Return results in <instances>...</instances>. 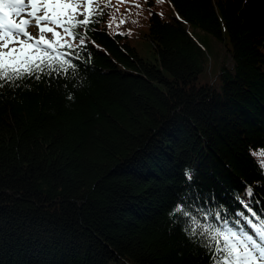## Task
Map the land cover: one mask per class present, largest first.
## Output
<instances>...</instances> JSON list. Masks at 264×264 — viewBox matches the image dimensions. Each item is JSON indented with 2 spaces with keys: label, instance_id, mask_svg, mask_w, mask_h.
I'll return each mask as SVG.
<instances>
[{
  "label": "trees",
  "instance_id": "trees-1",
  "mask_svg": "<svg viewBox=\"0 0 264 264\" xmlns=\"http://www.w3.org/2000/svg\"><path fill=\"white\" fill-rule=\"evenodd\" d=\"M167 3L131 32L83 4L75 71L0 87V264H213L177 205L264 219V0Z\"/></svg>",
  "mask_w": 264,
  "mask_h": 264
},
{
  "label": "snow or ice",
  "instance_id": "snow-or-ice-1",
  "mask_svg": "<svg viewBox=\"0 0 264 264\" xmlns=\"http://www.w3.org/2000/svg\"><path fill=\"white\" fill-rule=\"evenodd\" d=\"M85 3L91 6L94 0H0V87L26 78L39 80L44 74L67 75L75 71L77 66L73 59L82 58L77 48H82L85 43L79 29L86 28L94 20V9L89 8L87 15L85 11H77V6ZM25 16L31 19L21 18ZM80 16L84 19L80 20ZM13 17L21 19L17 22ZM33 20L38 28V38L27 31ZM56 28L78 40L79 44L74 46L64 41ZM45 33L52 35L46 37ZM251 155L264 170V149L253 151ZM186 175L191 179L190 173ZM248 194H252L251 188ZM247 210L257 222L241 212L236 215L243 218L244 224L238 219L230 226V221L222 218L220 212L201 210L200 215L205 221L214 215L218 222L202 223L183 205H177L172 214L187 218L185 230L193 237L202 238L204 246L213 253V264H264V219L251 208Z\"/></svg>",
  "mask_w": 264,
  "mask_h": 264
},
{
  "label": "rangeland",
  "instance_id": "rangeland-1",
  "mask_svg": "<svg viewBox=\"0 0 264 264\" xmlns=\"http://www.w3.org/2000/svg\"><path fill=\"white\" fill-rule=\"evenodd\" d=\"M152 1L155 3L154 5L149 3V0H94V3L109 10V13H107L105 20V26L108 31L118 32L121 30H130L131 32V24H139V17H147V15H149L152 10H156L160 14L164 15L170 12V6L167 3V0ZM79 6L82 7L83 4ZM121 21H124V23H120ZM144 28L145 27L142 26V29ZM57 30H60V28H56V31ZM27 31H29L33 37L38 38L39 32L38 28L35 25L27 28ZM45 36L49 37V33H45ZM213 48L216 52L217 60H220L225 67H230L231 63L226 49L224 47L220 48L217 45H214ZM141 55L150 57L149 52L145 48L141 49ZM205 75L213 77V72L207 70ZM257 264H259V262Z\"/></svg>",
  "mask_w": 264,
  "mask_h": 264
}]
</instances>
